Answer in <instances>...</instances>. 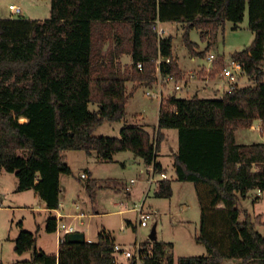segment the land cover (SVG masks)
Instances as JSON below:
<instances>
[{"label":"trees","instance_id":"trees-1","mask_svg":"<svg viewBox=\"0 0 264 264\" xmlns=\"http://www.w3.org/2000/svg\"><path fill=\"white\" fill-rule=\"evenodd\" d=\"M246 10L253 40L230 59L252 85L237 86L218 99L166 96L154 139L129 124L118 137L94 135L103 122L125 119L129 97L138 86L155 84L157 70L164 79L182 77L172 37H159L156 22L184 25L183 42L194 56L191 30L206 40L225 22L239 25ZM123 54L132 61L124 69L117 61ZM159 57L170 62L157 66ZM263 66L264 0H50L48 19L0 18V170L14 174L16 192L33 189L47 210H55L59 177L71 174L65 152H93L98 160L110 161L115 153L129 151L161 173L156 159L163 131L175 129L174 180L194 186L200 209L194 239L207 255L175 257L171 243L153 241L142 243V254L150 252L142 264H264V235L256 229L264 226V216L253 219L245 212L239 221L238 208L250 191H264V143L235 139V132L253 121L264 123ZM130 81L136 84L129 94ZM89 104L98 108L90 111ZM97 183H85L92 202ZM171 183L161 180L154 194L170 198ZM18 224L14 252L30 253L18 264H117L114 238L105 230L95 242H69L66 236L51 255L37 250L36 233ZM56 225L57 219L49 217L46 232H56Z\"/></svg>","mask_w":264,"mask_h":264},{"label":"rangeland","instance_id":"rangeland-1","mask_svg":"<svg viewBox=\"0 0 264 264\" xmlns=\"http://www.w3.org/2000/svg\"><path fill=\"white\" fill-rule=\"evenodd\" d=\"M11 5L19 6L22 11L21 14L12 15ZM49 16L50 0H0L1 19L22 17L42 21L48 19ZM161 26L165 29L166 36L172 37V53L178 58L181 70L197 75L201 69L204 71L209 69V72L205 74H208L207 76L212 80L208 82L202 92L196 91L197 81L191 82L187 86L181 84L180 90H174L171 86L170 90L173 95L177 98H188L195 95L196 91L197 96L203 99L222 97L223 92L226 91V86H224L223 80L219 78L218 73L224 65L228 64L234 52L243 50L253 40V34L248 28V11H245L243 21L238 27L230 22H225L213 37H207L206 40H201L200 31L191 30L189 39L195 44L197 53L194 56L190 54L183 42L184 25L176 23L162 24ZM200 52H203L202 56L198 54ZM208 54L217 57L213 64H209L207 61L206 56ZM122 61L127 63V67H129L131 59L128 55L124 56ZM241 76L238 87L252 85V82L245 75L242 74ZM131 83L133 82L127 84L129 94L132 88ZM144 93L145 88L138 86L127 102L125 119L122 122H103L95 130L94 135L118 137L120 126L124 123L136 126L135 124L139 123L140 120H135L134 114H142L144 123L148 125L147 131L154 139L159 100L150 99ZM88 108L90 111H94L98 105L89 104ZM252 124H254L253 130L248 131V128L240 130L242 134L238 139L240 143H264V124H261L259 120L253 121ZM164 132L166 137L160 152L157 154V159L166 168L168 179H171L174 175L171 149L177 148L178 133L175 129H166ZM64 154L71 166V174L64 175L68 184L65 185L66 189L63 190L61 197L71 211L76 213V209L72 205L77 202L84 212L89 214L80 220L73 213L72 218L68 219L84 233L86 239L95 240L99 231L107 229L118 244L128 247L136 243L151 244L149 234L155 224L157 241L172 243L175 257L203 256L206 254L204 246L197 244L194 239L199 231L200 209L191 182L173 180L171 183L172 196L161 198L154 194L156 188L154 180L151 189L144 196L142 192L145 189L143 178L146 174V167L142 160L134 158L130 152L115 153L110 161L86 157L83 151H69ZM84 168H89L93 178H96L104 186V188L96 189L93 202L85 189V180L79 178V174L84 171ZM140 170L143 172L141 173ZM154 177L157 179L158 175H154ZM8 178L10 185L6 183L4 191L8 195L3 196V199L0 200V258H2L0 264L1 262L2 264H12L15 260L20 259V256L14 252L12 241L19 231L18 222L24 220L25 228L34 233L37 231V226L31 221L30 215L32 213L27 208L43 207L40 200H33L29 195L25 198V196L19 195L20 192L16 193L13 184L16 186L17 179L13 174L9 175ZM132 179L135 180L134 184H130ZM117 182L118 184H113ZM125 182L129 183L126 187ZM0 193H3L2 189H0ZM256 195L257 191L252 190L245 199L240 200L238 205L241 211L240 219L244 218L245 212L252 216H264V191H261L259 196ZM142 203L143 212L151 215L146 227L139 226L138 215L134 210L136 205L140 206ZM16 206H20V208L12 209ZM24 206L26 207L24 208ZM43 215L44 213H42ZM129 222L132 225L128 224ZM263 230L264 228L259 231L262 233ZM39 234L38 246L44 248L46 252H54L58 244L57 233L42 231ZM24 258H28V256L26 255ZM233 264L239 263L233 262Z\"/></svg>","mask_w":264,"mask_h":264},{"label":"crops","instance_id":"crops-1","mask_svg":"<svg viewBox=\"0 0 264 264\" xmlns=\"http://www.w3.org/2000/svg\"><path fill=\"white\" fill-rule=\"evenodd\" d=\"M236 27H238V25H236ZM173 54V53H172ZM129 56L130 57V59H131V55L130 54H123V55H121L120 57H118V63L121 65V67H122V69H124L125 67H127L128 66V64L127 63H125V62H123L122 61V59H123V57L124 56ZM173 57H175L174 55H173ZM176 59H177V63H178V66H179V69L181 70V68H180V65H179V60H178V58L177 57H175ZM131 63H132V61H131ZM131 63H129V67L131 66ZM181 72H182V76H184L185 74H187L188 72H185V71H182L181 70ZM206 73V71H204V69H201L200 70V72L198 73L199 75H201V76H199L198 74V76L194 79V80H192V81H189V82H187V83H184L185 85L184 86H187L189 83H191V82H194V81H197V86H196V91L197 92H202L204 89H205V87L207 86V84H208V82L209 81H212L211 79H209V77L205 74ZM242 75V74H241ZM240 75V77H242ZM200 77V78H199ZM239 77V78H240ZM131 82V81H130ZM129 83V82H128ZM127 83V84H128ZM223 83H224V81H223ZM135 84H136V82H133V83H131V85H132V88L135 86ZM181 85V84H180ZM238 85V84H237ZM142 86H143V88H145V92L146 91H151V92H153V93H157L158 91H159V88H158V86L156 85V84H153V85H149L148 83H144V84H142ZM171 86L173 87V89H174V85L172 84V83H166L165 85H163V87L161 88V90H160V93H161V96L160 97H149V96H147L148 98H150V99H154V98H156V99H158L159 100V104H158V110H159V106H160V103H161V100L163 99V98H165L166 96H168V95H170V94H172L173 92H171ZM224 86H226L225 85V83H224ZM247 86H249V85H247ZM132 88H131V90H132ZM181 88H182V85H181ZM180 88V89H181ZM179 89V90H180ZM196 91H195V95H193V96H197V94H196ZM225 92H227V89H226V91H224L223 92V94L225 93ZM145 94V93H144ZM146 96V95H145ZM198 97V96H197ZM188 98H191V97H188ZM134 118H135V120H140V122L139 123H137V124H135L136 126H139V127H141L142 129H144L146 132H148L147 131V127H148V125L147 124H145L144 123V118H143V115L142 114H134ZM158 120V119H157ZM260 121V120H259ZM122 122V121H121ZM261 124H264L263 122H261ZM125 125V123L122 125V126H120V128H119V130H118V136H119V133H120V129L123 127ZM128 125V124H127ZM129 125H131V124H129ZM156 125H157V123H156ZM156 129V128H155ZM155 129H154V132H155ZM250 129H254V124H252L249 128H248V131L250 130ZM240 130L241 129H239V130H237L236 132H235V139H236V142L237 143H239V144H244V143H240L239 141H238V139L242 136V134H241V132H240ZM164 132V131H163ZM149 133V132H148ZM164 135H165V137H166V133L164 132ZM176 150H177V148H172L171 149V153L173 154L174 152H176ZM69 152V151H68ZM126 152V151H125ZM127 152H129V151H127ZM160 152V151H159ZM66 153V152H65ZM119 153V152H118ZM123 153V152H122ZM131 153V152H130ZM86 154V153H85ZM132 154V153H131ZM132 156H133V154H132ZM86 157H89V158H93V159H95L96 160V158H97V156H96V154L95 153H91V154H86ZM134 157V156H133ZM64 158H65V160H66V162H67V164L69 165V167H70V169H71V166H70V164L68 163V160H67V157H66V155L64 154ZM134 158H136V157H134ZM137 159V158H136ZM140 159V158H139ZM140 160H142V159H140ZM156 161L157 162H159L160 164H161V167H162V172L161 173H154V172H151V170H150V167H147V166H145V164H144V162H143V160H142V162H143V164H144V166L146 167V174H145V176H144V178H143V180H144V184H145V189H144V191L142 192V193H144V196L149 192V190L151 189V186H152V184H153V181L155 180V183H156V188L154 189V193L158 190V183L161 181V180H163L162 179V177H161V174H164V175H166V179H168V175H167V171H166V168L164 167V165L160 162V161H158V159H156ZM172 172L174 173V168H173V162H172ZM141 171V173L143 172V170H140ZM85 174L86 175V178H81V175L82 174ZM11 175L12 173H8V172H6V171H4V170H0V189H2V191H3V193H0V200L1 199H3V196L4 197H6L7 195H8V193L6 194L4 191H5V186L9 183V185H10V182H9V175ZM14 175V174H13ZM151 175H153V179H152V181H150L149 182V178H150V176ZM154 175H158V177H157V179H155V177H154ZM16 178V177H15ZM79 178H81V179H83V180H85V182L87 181V180H96L97 182H98V180L96 179V178H93V176H92V173H91V171L89 170V168H84V171L83 172H80V174H79ZM174 178V175H173V177L171 178L172 179V181L174 180L173 179ZM134 181V182H133ZM14 182V181H13ZM7 183V184H6ZM135 183V180L134 179H132L131 180V182H130V184H134ZM66 184H68V182L66 181V179H64V175H60V177H59V186H60V193H59V206H58V208L57 209H55V210H47L45 207H44V205H43V203H42V208H32V207H30V208H27V209H30V212L32 213V215H30V218H31V221L32 222H34V224L37 226V231H35L34 233H36V249L37 250H40V251H42V252H44V253H46V254H51V255H56L57 253H58V248H59V244H57L56 246H57V248H56V250L54 251V252H52V253H50V252H46V250H44V248H41L40 246H38V237L40 236V232H45L46 230H45V227H46V221H47V219L49 218V217H55L58 221H60V222H63V223H71L72 224V222L70 221V220H68V219H71L72 218V215H73V213H75L74 211H71V209H69V208H67V206H66V204L64 203V201L62 200V197H61V194L63 193V190L64 189H66L65 188V185ZM114 185H116V184H118V182L117 183H113ZM121 184H123V183H121ZM125 184V187L127 186V184H129V183H127V182H125L124 183ZM97 187H98V189H101V188H104V186L103 185H101L99 182L97 183ZM113 185V186H114ZM16 186H17V184H16ZM16 186H14V184H13V188H14V190H16ZM257 191V190H256ZM16 192V191H15ZM14 191H13V193H15ZM17 193V192H16ZM128 193H130V192H128ZM10 194V193H9ZM19 195H21V196H25V198H27V196L29 195V196H31V198L33 199V200H40L38 197H37V195H36V193L34 192V190L33 189H29V190H26V191H23V192H20L19 193ZM256 196H259L258 195V193H257V195ZM11 198H12V195L10 196ZM143 204V203H142ZM72 206H74L75 207V209H76V213H75V215L77 214V216L79 215V213H82V216L81 217H77L78 219H83V218H85L86 216H89V214L87 213V212H84V210L82 209V207H80L79 206V204L77 203V202H75ZM26 206H24V208H25ZM18 209V208H20V206H16V207H13L12 209ZM42 213H44V215L42 216ZM48 214V215H47ZM248 214V213H247ZM250 215V214H249ZM244 216V215H243ZM253 219L255 218V217H257V216H262V215H255V216H252V215H250ZM23 219H25V218H23ZM244 218H242V219H240L239 218V221H242ZM18 223H21V227H23V229L24 230H27V231H30V230H28V229H26L25 227V222H24V220H23V222H18ZM82 224V223H81ZM18 228H19V231H20V226H19V224H18ZM262 228H264V226H262V225H260V224H258L257 226H256V229H257V231L261 234V235H264V230H263V232L261 233L259 230H261ZM102 230H105V231H107V232H109L110 233V231L109 230H107V229H102ZM19 231H17V234H16V236H14V238H13V243H14V240H15V238L17 237V235H18V233H19ZM31 232V231H30ZM80 232H81V230H80ZM33 233V232H32ZM83 233V232H82ZM99 233V232H98ZM98 233H97V235H98ZM54 234H56V232H54ZM84 234V233H83ZM85 236V235H84ZM56 240H57V238H56ZM97 239H95V240H93V239H86L85 238V241H87V242H95ZM58 241V240H57ZM115 241V240H114ZM156 241H157V238H156ZM115 243H116V241H115ZM167 243V242H166ZM169 243V242H168ZM172 244V243H171ZM201 245V244H200ZM172 246H173V244H172ZM205 248V247H204ZM174 249V248H173ZM18 255V254H17ZM28 256V258H24V256ZM205 255H207V252H206V254H204L203 256H205ZM1 256H3L2 255V253H1ZM18 256H20L19 258L20 259H17V260H15V262H13L12 264H18L19 262H22V261H26V260H29L30 259V253H24V254H22V255H18ZM22 256H23V258H22ZM0 260H2V258H0ZM120 262H121V264H124L125 263V261L124 260H120ZM6 263H8V262H6ZM1 264H2V262H1ZM224 264H233V261H226V262H224Z\"/></svg>","mask_w":264,"mask_h":264},{"label":"built area","instance_id":"built-area-1","mask_svg":"<svg viewBox=\"0 0 264 264\" xmlns=\"http://www.w3.org/2000/svg\"><path fill=\"white\" fill-rule=\"evenodd\" d=\"M10 11L11 14H21V8L19 6L16 5H11L10 6ZM162 24L160 22H156V25L154 27L155 31L157 32L159 37H166V31L164 28H162L161 26ZM207 61L209 62V64H213L215 62V60H217V57L213 54H208L206 56ZM163 61H165V63H169L170 59L166 58V59H161L160 57L157 58L155 60L156 65L159 66L160 63H162ZM137 68L139 70H142V63L139 62L137 64ZM209 72V69H207ZM157 74H158V80L155 83L158 88L159 91L157 93H153L151 91H146L145 95L149 96V97H160L161 93L160 90L163 87V85H165L166 83H172L174 85V90H179L181 88L180 84H184L187 83L189 81H192L196 78V75L193 73H187L184 76H182L179 79H176L173 76H168L167 78H161L159 70H157ZM242 74V68L241 65L230 59L227 65H224L220 72L218 73V76L220 79H222L226 85V89L227 91H231L233 90L235 87H237L238 81H239V77ZM151 172H154L152 167H150ZM162 179H166V175L161 174ZM81 178H86V175L83 173L81 175ZM153 179V175L150 176L149 178V182L152 181ZM134 182V181H133ZM258 195L260 194V190H257ZM134 210L137 212L138 215V224L140 227H146L147 226V222L150 219L151 215L149 213H144L143 212V204H141L140 206H135ZM79 217L82 216V213H79L78 215ZM76 214V217H78ZM82 223V222H81ZM74 232H80V230L74 226L71 223H63L57 220V225H56V233H57V242L58 244L63 242L65 237L70 234V233H74ZM142 243L139 244H134L132 246H125V245H121L118 243H115L113 246V255L115 258V261L117 264H121L120 260H124L125 263L124 264H128L129 261L133 260L136 262V264H142V257L143 256H147L150 254L149 251H147V253H143L142 254Z\"/></svg>","mask_w":264,"mask_h":264},{"label":"water","instance_id":"water-1","mask_svg":"<svg viewBox=\"0 0 264 264\" xmlns=\"http://www.w3.org/2000/svg\"><path fill=\"white\" fill-rule=\"evenodd\" d=\"M156 225L154 224L151 232L149 234V239L153 242L156 241V232H155ZM67 240L69 242H85V236L82 232H74L67 235Z\"/></svg>","mask_w":264,"mask_h":264}]
</instances>
